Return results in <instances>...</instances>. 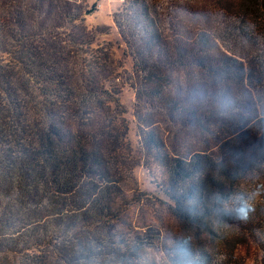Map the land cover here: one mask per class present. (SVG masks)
I'll return each mask as SVG.
<instances>
[{
    "label": "rangeland",
    "instance_id": "1",
    "mask_svg": "<svg viewBox=\"0 0 264 264\" xmlns=\"http://www.w3.org/2000/svg\"><path fill=\"white\" fill-rule=\"evenodd\" d=\"M143 2L165 49L149 44L125 0H0V264H140L146 251L159 264L188 263L151 241L154 211L167 200L144 166L140 130H152L172 155L209 150L231 117L264 113V83L167 58L199 25L225 35L220 0ZM222 47L217 42L211 60ZM58 121L62 144L100 151L107 172L97 177L117 181L123 195L112 212L95 207V176L67 174L78 188L65 193L46 184V137ZM128 223L144 234L124 235ZM129 237L140 252H123Z\"/></svg>",
    "mask_w": 264,
    "mask_h": 264
},
{
    "label": "trees",
    "instance_id": "2",
    "mask_svg": "<svg viewBox=\"0 0 264 264\" xmlns=\"http://www.w3.org/2000/svg\"><path fill=\"white\" fill-rule=\"evenodd\" d=\"M33 1L42 4L49 0ZM125 1L137 11L149 44L165 49L159 24L143 0ZM220 2L227 20L225 35L220 38L213 27L199 25L193 28L189 43L177 39L174 54L170 51L167 58L170 61L173 57L191 58L201 68L222 67L232 81L263 84L264 0ZM21 13L19 9L18 15ZM217 42L223 44V52L211 60ZM238 47L242 52L233 50ZM89 74L92 79L95 77L94 72ZM228 122L229 132L214 148L188 156L170 154L152 130L139 133V144L147 157L144 166L152 171L154 180H158L154 184L167 200L161 201V211H154L153 220L159 231L151 241L175 257H188L187 264H216L218 260H225L226 264H264V113L237 114ZM62 126L58 121L45 144L52 177L46 184L57 193L78 188L75 179H69L68 175L82 172L97 177L102 170L107 172L100 151L93 153L89 148L62 144L66 140ZM104 179L103 175L97 179L95 187L99 194L96 193L93 201L99 211L112 212L121 191L117 181L110 179L106 183ZM120 200L125 199L120 197ZM131 225L128 223L129 229L124 230V235L133 232L138 239L144 234ZM137 239L129 237L128 241H122L123 252L128 249L140 252ZM142 254L146 258L140 264H159L156 252Z\"/></svg>",
    "mask_w": 264,
    "mask_h": 264
}]
</instances>
